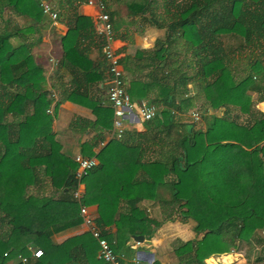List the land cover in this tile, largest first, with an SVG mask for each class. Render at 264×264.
I'll use <instances>...</instances> for the list:
<instances>
[{
  "label": "trees",
  "instance_id": "16d2710c",
  "mask_svg": "<svg viewBox=\"0 0 264 264\" xmlns=\"http://www.w3.org/2000/svg\"><path fill=\"white\" fill-rule=\"evenodd\" d=\"M63 1L71 8L88 2ZM147 2L131 0L123 8L128 15H142ZM0 7L32 25L22 32L0 19V224L9 228L7 238L0 239V264H21L18 256L27 258V264H103L89 231L60 244L51 241L53 235L81 224L79 204L72 197L77 165L61 152L52 133L38 135L33 128L40 118L51 122L53 114L48 116L46 110L54 103V111L59 100L80 105L94 117L92 122L74 118L69 127H87L95 133L90 143L81 145V156L92 157L97 164L82 180L80 203L97 206L93 222L109 244L102 228L112 223L118 237L147 235L152 221L137 205L142 200L159 201L167 194L178 204L181 217L193 221V231L201 234L198 241L174 249L179 264H202L210 256L233 251H243L251 263L264 264V236L258 234L264 229V111L251 106L252 95L256 102H264V0L179 4L180 18L165 26L164 40L136 53L138 59L148 60L146 80L123 77L132 103L155 93L154 98L143 100L156 109L153 119L143 122L150 128L144 134L125 129L121 138L111 137L105 143L112 110L106 95L100 100L87 90L102 84L106 75L101 39L95 32L101 67L77 49L84 38L81 34L92 29L90 21L77 17L74 28L61 37V65L73 75L74 85L57 100L47 89L25 36L29 31L40 41L35 26L44 28L47 16L39 0H0ZM230 37L237 40L228 47ZM247 50L243 76L235 78L233 69L239 66L235 53ZM189 84L195 88L193 96ZM198 98L205 111L223 109V113L210 114L203 130L193 123L172 122L175 114L192 109ZM159 111L168 115L164 126L156 121ZM13 114L22 120L10 133L8 118ZM151 127L162 137H149ZM95 146L99 147L94 152ZM34 186L38 190L30 193ZM231 220L239 222L237 229L225 226ZM223 227L228 230L222 232ZM30 250H40L41 256L31 258Z\"/></svg>",
  "mask_w": 264,
  "mask_h": 264
},
{
  "label": "crops",
  "instance_id": "0c3cea01",
  "mask_svg": "<svg viewBox=\"0 0 264 264\" xmlns=\"http://www.w3.org/2000/svg\"><path fill=\"white\" fill-rule=\"evenodd\" d=\"M88 1L91 3L89 4L86 2L71 8L66 6L63 0H39L40 5L44 2L53 9L57 15L56 19L50 20L46 17L44 18V28H39L38 25L35 26L39 29V42L34 40V35L30 34L29 31L28 34H25L28 38L27 44L30 46V54L35 63L41 65L42 71L44 72L46 87L53 92L57 100H59L66 88L73 87L72 85H74L71 81L73 75L61 65L63 55L61 37H63L68 30L74 28L75 19L77 17L87 18L92 27V29H88L87 33L81 34L84 35V38H81L77 42V49L86 54L95 67L103 66L101 57L95 46L97 43L95 32L98 28L96 17L99 13L97 3L101 2L104 5L105 13L111 20L113 29L112 48L119 58L123 77L125 80H146L145 76L150 70V67L147 66L148 60L145 56L138 59L139 57H136V53L140 54L141 52L150 50L153 48L156 41L164 40L166 35L165 26L179 20L181 10H178V5H184L187 0H148L145 13L134 16L128 15V10L124 9L125 3L131 0ZM7 10V8L0 7V14L3 15ZM13 16L15 15L13 14ZM15 17L18 19L13 24V26H16V30L18 29L25 32L31 29V23L27 20H22L20 17ZM226 39L229 41L237 40V38L233 37ZM51 82L55 85V88L54 86L51 88ZM191 86H193V84H189L187 87L189 89V94L193 96L195 90ZM99 88L100 90H98ZM106 89L107 82L104 73L103 83L99 84L98 87L97 85L91 86L87 90L90 93H94L100 100H103L105 99ZM154 97L155 93L151 92L147 95V98L143 100L148 101ZM50 108L52 111L53 105L50 106ZM254 109L263 112L264 102H256ZM127 111L128 120L125 123V129L144 134V123L138 120L135 113L136 111L133 108L127 109ZM51 114H53L51 122H49L47 118H40L39 122L33 125L34 131L38 135H44L48 132L52 133L54 140L60 146L61 152L67 157L73 158L76 155H81V145L83 143H90L95 133L87 127L80 129L70 128L69 124L74 118L92 122L94 120L93 115L88 109L67 100H59L55 110L52 111ZM165 114L167 115V113L159 111L157 115V122L162 126L168 123V120L164 117ZM181 115L175 114L172 122H180L179 120L182 119ZM8 120L9 124L7 131L14 133L17 130V123L22 120V116L13 114L9 116ZM201 125L202 127L200 129L203 130L205 125ZM150 130L149 137H162V135L157 133V128L155 130L151 127ZM157 138L155 140H157ZM108 139V133H105L104 143ZM142 144L148 145L149 143L142 142ZM98 145L100 146V144ZM99 146L93 148L94 152L98 150ZM37 190L38 187L34 186L29 192L35 193ZM83 190L84 185H82V192ZM44 191L46 194L50 192L48 187H45ZM177 205V203L169 200L167 194L161 196L159 201L142 200L138 203L137 207L143 209L146 212L148 220L152 221V224H148L146 228L147 231L145 233L147 235L136 233L128 235V237H118L116 235L118 230L113 223L102 228V231L113 243L115 248L114 252L122 264H179L178 258L176 254H174V249L180 244L198 241L201 234H196L193 231L195 225L193 221L189 219L185 220L181 217ZM86 208L88 214L95 220L97 217V206L95 204H90L86 206ZM116 218L117 215L113 217V220H116ZM225 226L231 229H237L239 227V222L231 220L227 222ZM3 228L6 229L5 226H0V230ZM227 230L228 228L224 229L223 227L221 231L224 232ZM261 231H264V229ZM261 231L258 234H261ZM84 233H88L87 227L79 224L53 235L51 241L54 244H60L69 238L78 237ZM8 235L9 231H7L6 237ZM135 236H139L141 240H133ZM210 261H212V263ZM251 262L252 261L246 260L243 251H233L229 254L220 256H210L203 260L202 264H251Z\"/></svg>",
  "mask_w": 264,
  "mask_h": 264
},
{
  "label": "built area",
  "instance_id": "2783aa9c",
  "mask_svg": "<svg viewBox=\"0 0 264 264\" xmlns=\"http://www.w3.org/2000/svg\"><path fill=\"white\" fill-rule=\"evenodd\" d=\"M90 4L91 2L88 1ZM42 12L50 20L56 19V13L46 5H42ZM97 8L99 13L96 17L98 22V28L96 30L97 36L101 39V55L106 63V78H107V89H106V102H108L112 110L111 119V129L108 134V138H121L125 130V123L127 122L128 114L127 109H134L136 112V117L140 122H146L153 119L156 109L152 105H147L145 102H135L132 103L129 96L123 88V74L119 64V58L112 48L113 33L111 25L108 20V15L104 11V6L101 3H97ZM54 103L51 104V106ZM47 114H51V108L46 110ZM190 117L193 122H197L199 119L198 113L195 111L190 112ZM134 118V117H133ZM103 143H100V146ZM74 163L77 165L73 173V178L75 180V188L72 191L73 199L78 202V216L81 220V224L86 226L91 237L96 241L97 259L102 261L103 264H121L118 257L114 254L112 249V244H109L102 235L100 231L94 225L93 219L88 214L86 206L80 203L82 194V180L86 176L89 170H91L95 165L96 161L92 157H83L81 155H76L73 157ZM264 235V231H261ZM6 253L3 254L5 256ZM31 258H39L41 256L40 250H30ZM17 259L21 264H27L28 259L25 257L18 256ZM251 264H263L261 261H257Z\"/></svg>",
  "mask_w": 264,
  "mask_h": 264
},
{
  "label": "rangeland",
  "instance_id": "374dc122",
  "mask_svg": "<svg viewBox=\"0 0 264 264\" xmlns=\"http://www.w3.org/2000/svg\"><path fill=\"white\" fill-rule=\"evenodd\" d=\"M43 6L44 5H46V3H41ZM0 13H1V11H0ZM0 19L1 20H4V22H5V20L6 21H8L7 22V24L9 25V27H12V23H15L18 19L15 17V16H13V14H10L8 11H5L4 12V14L3 15H1L0 14ZM228 40V39H227ZM236 42V40H230L229 42H228V44L227 43H225V45L226 46H228V47H231V46H233V45H235L234 43ZM248 48H250V47H248ZM39 50V49H38ZM249 50H247V51H242L241 53L239 52V53H235L236 55H235V60H236V62L239 64V66L238 67H234V77L235 78H241L242 76H243V71H241L242 70V68H241V66H242V64H243V62H242V59L245 57V54L248 52ZM238 59H239V61H238ZM194 68V67H193ZM193 70V69H192ZM192 88H194L193 86H191ZM195 89V88H194ZM194 92V91H193ZM255 99V96L254 95H252V100H251V106L254 108V106H255V104H256V100H254ZM205 107H203L202 106V101H200L199 100V98L197 99V101H196V103H195V105H194V107L192 108V109H190V110H188V111H186L185 113H183V115H181V114H179V116L181 115V118L182 119H180L179 121L181 122V123H184V124H190V123H193V126L195 127V128H201L202 127V125L201 124H203V125H205V123H206V118L210 115V114H214V115H220V114H222L223 113V109H218L217 111H205V109H204ZM191 110H193V111H195V112H197L198 113V116H199V119H198V121L197 122H192V119H191V117H190V111ZM156 115H158V113L156 114ZM168 115H164V117L166 118V119H169L168 117H167ZM229 116L230 117H233L234 116V112L233 111H230L229 112ZM156 121H157V117H156ZM147 123V122H146ZM155 124H157V122H155ZM150 125V124H149ZM143 127L144 128H150L149 126H148V124H144L143 125ZM0 226L1 227H4V225L2 226L1 224H0ZM7 231H9V228H7L6 227V229H2V230H0V239H6L7 237H6V235H7Z\"/></svg>",
  "mask_w": 264,
  "mask_h": 264
},
{
  "label": "water",
  "instance_id": "95a60500",
  "mask_svg": "<svg viewBox=\"0 0 264 264\" xmlns=\"http://www.w3.org/2000/svg\"><path fill=\"white\" fill-rule=\"evenodd\" d=\"M137 239H139V241L141 240V238L139 236L133 237V240H137Z\"/></svg>",
  "mask_w": 264,
  "mask_h": 264
}]
</instances>
